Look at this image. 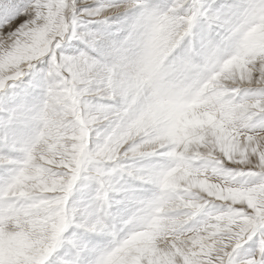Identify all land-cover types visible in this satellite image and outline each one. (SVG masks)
I'll return each instance as SVG.
<instances>
[{
	"label": "snow or ice",
	"instance_id": "1",
	"mask_svg": "<svg viewBox=\"0 0 264 264\" xmlns=\"http://www.w3.org/2000/svg\"><path fill=\"white\" fill-rule=\"evenodd\" d=\"M0 264H264V0H0Z\"/></svg>",
	"mask_w": 264,
	"mask_h": 264
}]
</instances>
